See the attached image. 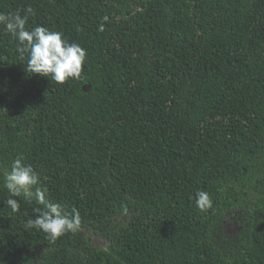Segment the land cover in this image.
<instances>
[{
  "label": "trees",
  "instance_id": "16d2710c",
  "mask_svg": "<svg viewBox=\"0 0 264 264\" xmlns=\"http://www.w3.org/2000/svg\"><path fill=\"white\" fill-rule=\"evenodd\" d=\"M29 6L28 30L62 32L86 61L63 84L28 73L0 26V264H264V0H0V13ZM17 156L33 191L79 211L75 233L26 228L34 199L6 206Z\"/></svg>",
  "mask_w": 264,
  "mask_h": 264
},
{
  "label": "clouds",
  "instance_id": "9594fccd",
  "mask_svg": "<svg viewBox=\"0 0 264 264\" xmlns=\"http://www.w3.org/2000/svg\"><path fill=\"white\" fill-rule=\"evenodd\" d=\"M16 13H0V26L18 41L21 59L27 54L26 71L38 74L63 84L69 80H79L86 61V50L77 43H70L60 31L50 30L44 26H36L31 30L26 28L30 15H35L29 6ZM107 20V17H104ZM103 30V24L100 26ZM40 184V176L33 166L17 156L11 163L10 170L3 172L2 187L9 193L5 204L13 213L20 209L16 197L27 201L34 199L43 206L34 209L35 218L25 222L28 229L35 228L45 233L51 241L61 236L75 233L81 224L80 213L76 208L68 212L64 207L47 198V189L33 186ZM195 204L201 211L212 206V201L206 191L198 190L194 195Z\"/></svg>",
  "mask_w": 264,
  "mask_h": 264
},
{
  "label": "rangeland",
  "instance_id": "374dc122",
  "mask_svg": "<svg viewBox=\"0 0 264 264\" xmlns=\"http://www.w3.org/2000/svg\"><path fill=\"white\" fill-rule=\"evenodd\" d=\"M225 229L229 235H234L235 233H237L241 229L239 217L237 215L230 217L226 221ZM94 241L103 244V240L101 238L94 237Z\"/></svg>",
  "mask_w": 264,
  "mask_h": 264
}]
</instances>
